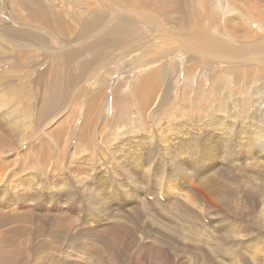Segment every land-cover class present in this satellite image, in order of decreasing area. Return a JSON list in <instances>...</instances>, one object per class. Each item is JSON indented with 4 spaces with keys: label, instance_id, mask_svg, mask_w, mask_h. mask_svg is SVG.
I'll list each match as a JSON object with an SVG mask.
<instances>
[{
    "label": "rangeland",
    "instance_id": "1",
    "mask_svg": "<svg viewBox=\"0 0 264 264\" xmlns=\"http://www.w3.org/2000/svg\"><path fill=\"white\" fill-rule=\"evenodd\" d=\"M16 1L0 0V264H264V57L244 41L264 49V0H48L53 33ZM156 69L159 92L133 95Z\"/></svg>",
    "mask_w": 264,
    "mask_h": 264
},
{
    "label": "bare ground",
    "instance_id": "2",
    "mask_svg": "<svg viewBox=\"0 0 264 264\" xmlns=\"http://www.w3.org/2000/svg\"><path fill=\"white\" fill-rule=\"evenodd\" d=\"M47 1L48 0H46V3L43 1V0H17L16 2H18L20 5H21V9L23 8V9H25L26 11H27V18L29 19V21H35V22H37L38 23V25H40L43 29H45V30H47L48 32H51V33H53L54 32V29H56V28H58L62 23H64L65 22V20H66V17H65V15H64V13H62V12H56V10H55V7H54V5H51V4H48L47 5ZM54 1V0H53ZM163 1H165V0H163ZM170 1V3L167 5V8H169V9H172L173 8V3L171 4V1L172 0H169ZM173 1H175V4H176V2L178 3V4H176V5H174V6H177V7H180L181 5L179 4L180 3V1L179 0H173ZM255 1V3L257 2H259L260 0H254ZM51 2V1H50ZM109 2L111 3L110 5L112 6V5H114V6H119V8H121V10H122V12L121 11H119V15H120V13H122L123 14V8L122 7H124L126 10H130V9H132V11L133 12H136V11H139L140 13H143L144 11L143 10H141V8H139L138 7V5H136V3L134 4L133 2H132V0H108V5H109ZM17 3V4H18ZM89 3H91V2H89ZM150 3V2H149ZM53 4V3H52ZM116 4V5H115ZM142 4V3H141ZM56 5V4H55ZM57 6V5H56ZM92 6V3L91 4H89V7H91ZM114 6H112L113 8H114V10L116 9ZM116 6V7H117ZM143 6V5H142ZM89 7H86V9H84V10H82V11H80L79 13H78V17H75V18H78V19H81V20H83V18H80V14H84L85 15V20L84 21H86L87 23V25H88V27L89 28H92V27H99V26H101L102 24H101V21L103 22V24H105L104 22L105 21H103L106 17H107V15L105 14V12H102V13H95V12H93V11H91L90 10V8ZM111 7V8H112ZM163 7V6H162ZM259 7V6H258ZM89 8V9H88ZM108 8H109V6H108ZM112 8V9H113ZM118 8V7H117ZM118 8V9H119ZM22 9V10H23ZM60 10H61V8H59ZM118 9H116L114 12H116ZM259 9V8H258ZM257 9V10H258ZM24 10V11H25ZM62 10H64V9H62ZM125 10V11H126ZM164 10V9H163ZM58 11V10H57ZM197 11V10H196ZM112 12H113V10H112ZM132 12V13H133ZM73 14H74V12H72ZM118 13V12H117ZM260 17H258V19L260 18L261 20H263V17H262V14L260 13ZM197 16L199 17V16H201L202 17V15L200 14V13H197ZM259 16V15H258ZM112 17V16H111ZM114 17V16H113ZM119 17L120 16H116V19H119ZM26 18V20H28ZM151 20H154V18L153 17H151L150 18ZM257 19V20H258ZM149 20V19H148ZM187 18H186V16L181 20V22H180V26L182 27V28H184L185 27V25H186V23H187ZM254 20V19H253ZM260 20V21H261ZM111 21V20H110ZM26 22V21H25ZM34 22V23H35ZM112 23V22H111ZM189 23V22H188ZM262 23V22H261ZM1 24V23H0ZM101 24V25H100ZM199 29H201V27L199 28ZM250 30V29H249ZM247 31L246 33L247 34H250V33H253V32H255L256 30H250V31ZM233 33H235V34H237V30L236 29H233ZM1 38V37H0ZM188 40H189V38H188ZM188 40H187V42H188ZM151 41H153V39L151 40ZM245 41V45L248 47V53H250V54H254V55H256V57L258 56V58H259V55H260V57L261 58H263L264 57V49L263 48H261L259 45H257V43L255 42V39L254 38H247V39H245L244 40ZM6 42V41H5ZM200 42V41H199ZM199 42H197V38L195 39V44L193 45V46H189V45H184V46H187L192 52H194L195 50H196V46H197V44L199 43ZM7 43V42H6ZM31 43V42H30ZM96 44V43H95ZM184 46H183V48H184ZM130 51V50H129ZM32 56V55H31ZM22 60V59H21ZM157 70V72H158V69H156ZM195 72V71H194ZM192 73V72H191ZM56 74H57V76H56ZM56 74L54 73V74H52L51 75V77H49L48 79L50 80H48V82H57L58 80H59V78H60V76H58V75H61V73H58V72H56ZM42 77V76H41ZM38 80H40V79H38ZM184 81H185V79H183ZM208 80V79H207ZM210 80V79H209ZM183 81V82H184ZM188 81H189V79H188ZM187 82V81H186ZM36 84H41L42 82H35ZM29 86V85H28ZM194 104V103H193ZM192 104V105H193ZM195 106V105H194ZM57 113H59V110H56L55 112H53V113H48V114H41V117L39 116V119L40 120H42L44 117H46V118H48L50 115H54V114H57ZM261 113V112H260ZM261 114H263V113H261ZM60 114H58L57 116H59ZM59 119V118H58ZM264 122V121H263ZM256 124H257V122H255ZM264 124V123H263ZM53 128V127H52ZM76 128H80L79 130H80V132H78L79 133V135L80 136H85L86 135V133H87V130L90 128L89 126H87V125H83V126H79V127H76ZM52 130V129H51ZM56 130V129H55ZM76 131V130H75ZM51 133H56L55 131H52ZM264 137V136H263ZM255 138V137H254ZM259 138H261V135H259ZM262 141V140H261ZM195 143V142H194ZM195 146V145H194ZM197 147V146H196ZM198 149V148H197ZM196 149V150H197ZM199 150V149H198ZM147 158H149V157H147ZM170 160V159H169ZM198 161V160H197ZM148 162V161H147ZM180 163V162H179ZM178 165H180V164H178ZM98 166H99V164H98ZM182 168V167H181ZM153 169V168H152ZM183 169H186V167H185V165L183 166ZM239 169V168H238ZM219 170V169H218ZM91 171V170H90ZM144 171V170H143ZM146 171V170H145ZM152 171V170H151ZM180 171V170H179ZM193 171V170H192ZM147 172H149V170L147 171ZM187 173H190V171L189 170H187ZM172 175V174H171ZM202 175V174H201ZM262 175V174H261ZM121 176V175H120ZM185 174L183 175V178H185ZM144 177V176H143ZM164 177V176H163ZM263 177V176H262ZM80 178V177H79ZM82 178V177H81ZM83 179V178H82ZM150 180V179H149ZM79 183H80V181H78ZM185 182V181H184ZM189 182H192V181H189ZM195 183V182H194ZM81 185V184H80ZM194 186V185H193ZM143 187V186H142ZM86 190V189H85ZM192 190V189H191ZM176 193V192H175ZM184 193V192H183ZM187 195V194H186ZM148 197V196H147ZM212 197V196H211ZM187 198H188V196H187ZM192 198V197H191ZM151 199V198H150ZM213 199V198H212ZM81 201V200H80ZM98 201V200H97ZM136 202V201H135ZM214 202V201H213ZM176 203V202H175ZM217 204V203H216ZM130 207V206H129ZM134 208V207H133ZM61 214V213H60ZM194 217V216H193ZM192 217V218H193ZM113 228V227H112ZM205 228V227H204ZM118 232V231H117ZM197 238V237H196ZM199 239V238H198ZM203 239V238H202ZM201 240V239H200ZM81 241V240H80ZM83 241V240H82ZM81 241V242H82ZM84 243V242H83ZM201 243V242H200ZM116 249V248H115ZM91 256V255H90Z\"/></svg>",
    "mask_w": 264,
    "mask_h": 264
},
{
    "label": "crops",
    "instance_id": "3",
    "mask_svg": "<svg viewBox=\"0 0 264 264\" xmlns=\"http://www.w3.org/2000/svg\"><path fill=\"white\" fill-rule=\"evenodd\" d=\"M157 73H158L157 70H152L151 72H148L147 74H145L143 76V80L133 86L131 93L135 96L137 94H145L147 96H152V93L154 90H156V92L158 93L159 90L161 89L162 82L160 83V81L157 79L156 77ZM69 83L70 82H68V84ZM105 84L106 82H100L98 85L91 87L90 92H97L99 95H102L103 91L105 90V86H106ZM195 84H197V82ZM120 85H121L120 82H117V81L113 82V97L123 96V94L119 92L121 88ZM57 90L59 92V95L55 97V107L59 106L60 99L65 94V92L62 91V85L57 87ZM72 92H74V89L71 91V93ZM100 97H103V96H100Z\"/></svg>",
    "mask_w": 264,
    "mask_h": 264
},
{
    "label": "trees",
    "instance_id": "4",
    "mask_svg": "<svg viewBox=\"0 0 264 264\" xmlns=\"http://www.w3.org/2000/svg\"><path fill=\"white\" fill-rule=\"evenodd\" d=\"M197 89V88H196Z\"/></svg>",
    "mask_w": 264,
    "mask_h": 264
}]
</instances>
